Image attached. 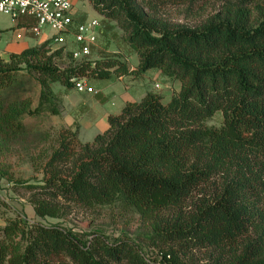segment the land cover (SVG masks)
<instances>
[{
    "label": "trees",
    "instance_id": "16d2710c",
    "mask_svg": "<svg viewBox=\"0 0 264 264\" xmlns=\"http://www.w3.org/2000/svg\"><path fill=\"white\" fill-rule=\"evenodd\" d=\"M87 1L108 24L104 29L114 22L122 31L137 68L101 51L62 68L57 60L69 52L52 51L48 41L8 60L0 56V133H24L26 115L60 116L52 85L71 90L72 78H137L158 70L179 81L169 102L148 93L128 103L91 143L79 140L78 129H61L56 146L33 163L42 179L21 183L40 219L102 207L134 212L157 254L125 235L46 226L23 214L7 218L0 197V264H264V9L254 21L255 0H216L221 4L210 12L199 7L203 0ZM169 7L196 22L173 21ZM16 23L35 24L25 17ZM24 79L39 85L35 108L20 94ZM218 112L222 125L207 126Z\"/></svg>",
    "mask_w": 264,
    "mask_h": 264
},
{
    "label": "rangeland",
    "instance_id": "374dc122",
    "mask_svg": "<svg viewBox=\"0 0 264 264\" xmlns=\"http://www.w3.org/2000/svg\"><path fill=\"white\" fill-rule=\"evenodd\" d=\"M205 4L207 5V9L209 8L207 11L210 12L214 6L219 7L221 3L216 2V0H203L199 7L204 6ZM76 9L81 14L85 13L89 20L98 19V21H102L103 26L108 25L101 20L102 18L92 9L86 0H78ZM179 9L182 8L169 7L168 17L176 22H186L189 24L196 22V20L190 18L186 20ZM261 9H264L263 3L261 0H255L251 6L252 18L254 21L261 18ZM11 21H13L11 18L0 15V24L7 26ZM14 31L15 38L20 40V36H23L24 32L19 30ZM102 32L103 34L99 38V49L94 52L91 60L98 58L99 51H101L100 57H102L106 55V50H111V48L118 49L121 47L122 49H126L120 36L122 31L116 26V24L113 26V30L112 26H108L106 29H103ZM12 33L13 32L10 33L7 31L3 33L2 42H0L1 55H9V51L3 41L8 37H12ZM53 33V29H47L42 35L46 34V36H51ZM26 39L25 42L21 43H27L29 47H34L37 44L36 39H40V37L33 38L29 36ZM110 56L113 55L110 54ZM6 59L8 60V56H6ZM57 63L62 68H66L74 62L72 61L70 54H64L57 60ZM85 80L88 85H91L93 82L92 85L96 87L105 85L107 82L106 80L93 81L91 78H85ZM155 81L160 85H157V87L155 85V88H159L156 92L162 94L164 100H168L169 92L165 89V83L162 82V79ZM19 87L22 96H30L32 98V108H35L38 104L40 91L39 85L34 80L24 79L19 84ZM53 88L55 92L59 96H62L63 100L68 103L77 102L81 95H86L82 93L76 94L75 92L77 91L74 89H66L71 92L70 94L64 95L65 87L60 84H54ZM10 95V98L13 99L16 94L11 93ZM99 107L100 106H98V108ZM59 108L62 110V103L59 105ZM102 108L115 110L116 107H113L112 101H109V103ZM117 110L114 112H119ZM22 119L26 127L24 133L20 135H7L0 133V197L9 207L5 211V217L14 218L17 214H23L26 216L27 220L31 222H39L46 226L57 224L81 232L100 230L110 237H120L125 235L133 239L139 245H142L147 255L155 257L157 250L149 246L145 238L146 233L149 232V228L134 212L119 209L117 207H102L93 210H74L71 215L64 219H40L35 216L32 206L27 202L28 193L24 187L21 186V183L24 184L28 182L33 184L34 179H42L41 173L34 172L33 163H41L42 160H40L39 157L40 153L44 150L49 153L51 146L55 145L54 142L57 138V133L65 128L62 126L63 118L61 116H52L47 112L36 116L26 115ZM222 123V113L218 112L213 118L206 122V125L220 127ZM3 225L4 223L0 219V227ZM196 257L198 260L203 259V256L199 253L196 254Z\"/></svg>",
    "mask_w": 264,
    "mask_h": 264
},
{
    "label": "crops",
    "instance_id": "0c3cea01",
    "mask_svg": "<svg viewBox=\"0 0 264 264\" xmlns=\"http://www.w3.org/2000/svg\"><path fill=\"white\" fill-rule=\"evenodd\" d=\"M77 2L78 0H76V5ZM78 15L81 18L88 19L85 13L81 14L79 12ZM109 25L112 26L113 30L115 23L110 22ZM14 30L24 32V35L20 36V40L15 38ZM46 30L47 29L44 31ZM6 31L10 33L13 32L12 37H8L5 39V41H3L9 51V54L19 53L23 49L29 48L27 43H21L25 42V40H27L26 38L29 37L27 30L24 28H17L16 21H11L7 26L0 24V42H2V35ZM42 34L39 36L40 39H36L37 44L35 46H40L48 39L49 36ZM120 36L121 38L123 37L122 32L120 33ZM122 41L124 42L123 38ZM124 46L126 49H122L120 47L118 49L111 48V50H106V54H112L113 56L118 57L120 60L127 63L131 70H134L139 64L138 56L125 42ZM0 56L6 58L8 55L0 54ZM159 79H162V82L165 83V89L169 92L168 100H164L163 95L156 92V90L159 88H155V85H160L155 80ZM106 81L107 82L105 85H100L98 87L93 86L92 82L90 86L93 88L95 87L94 90L97 92V94L81 95L79 100L73 103L65 102L62 96H59L55 92L53 88L54 84L52 85L53 91L58 95L62 103V113L60 116L63 118V128H71L73 130L78 129V137L82 143H91L96 136L108 131L110 127L109 117L118 116L128 103H138L142 101L148 93L158 94L163 98L164 102H169L172 96L175 93H178L181 89V83L179 81L171 80L158 70H149L137 78L125 76L120 78H112ZM64 91V95L70 94L71 92L67 91L66 88ZM75 93L79 94L77 92ZM109 101H112V106L116 107L115 110H107L102 108L104 105L109 103ZM98 106L100 107L98 108ZM116 110L119 112H114Z\"/></svg>",
    "mask_w": 264,
    "mask_h": 264
},
{
    "label": "built area",
    "instance_id": "2783aa9c",
    "mask_svg": "<svg viewBox=\"0 0 264 264\" xmlns=\"http://www.w3.org/2000/svg\"><path fill=\"white\" fill-rule=\"evenodd\" d=\"M78 13L76 0H0V15L14 21L22 17L34 20L27 33L39 37L45 29H53L46 40L52 51L63 47L73 61H90L99 49L104 26L102 21L83 19ZM71 82L78 93L97 94L83 78H72Z\"/></svg>",
    "mask_w": 264,
    "mask_h": 264
}]
</instances>
